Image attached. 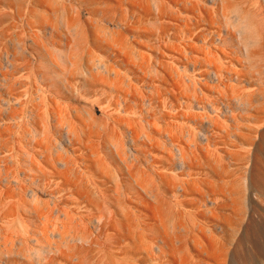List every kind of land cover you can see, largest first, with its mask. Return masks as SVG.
<instances>
[{
	"label": "rangeland",
	"instance_id": "374dc122",
	"mask_svg": "<svg viewBox=\"0 0 264 264\" xmlns=\"http://www.w3.org/2000/svg\"><path fill=\"white\" fill-rule=\"evenodd\" d=\"M0 264H264V0H0Z\"/></svg>",
	"mask_w": 264,
	"mask_h": 264
},
{
	"label": "bare ground",
	"instance_id": "6f19581e",
	"mask_svg": "<svg viewBox=\"0 0 264 264\" xmlns=\"http://www.w3.org/2000/svg\"><path fill=\"white\" fill-rule=\"evenodd\" d=\"M169 73H170V70H169Z\"/></svg>",
	"mask_w": 264,
	"mask_h": 264
}]
</instances>
